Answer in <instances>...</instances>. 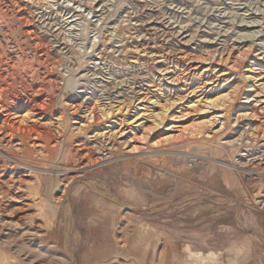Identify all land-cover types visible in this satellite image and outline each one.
I'll return each mask as SVG.
<instances>
[{"label":"rangeland","instance_id":"rangeland-1","mask_svg":"<svg viewBox=\"0 0 264 264\" xmlns=\"http://www.w3.org/2000/svg\"><path fill=\"white\" fill-rule=\"evenodd\" d=\"M0 5L21 11L29 22L30 35L13 22L15 32L9 40L0 33V43L5 55L17 56L19 68L31 71L26 63L39 61V75L49 82L40 94L53 100L29 120L53 132L50 146L56 147L30 156L9 151L27 170L0 157V186L8 193L0 202L6 205L0 210V264H264V207L256 202L264 180L237 167L264 151V139L252 147L245 140L227 142L264 130V104L252 101L234 112L231 101L202 102L235 87L239 98L250 72L257 83L264 81V0ZM197 99L200 110L180 112ZM10 100L2 91L0 109L18 115L17 122L29 106L14 107ZM89 108L112 113L88 122ZM170 111L176 121L167 119ZM161 129L169 140L160 141ZM47 137L40 136L42 148ZM17 140L31 146L18 135L9 145ZM129 143L137 146L133 153H127ZM13 194L22 195L21 204L10 199ZM192 253L212 259L202 263Z\"/></svg>","mask_w":264,"mask_h":264},{"label":"bare ground","instance_id":"bare-ground-1","mask_svg":"<svg viewBox=\"0 0 264 264\" xmlns=\"http://www.w3.org/2000/svg\"><path fill=\"white\" fill-rule=\"evenodd\" d=\"M94 1V0H93ZM17 2V1H16ZM89 3V2H88ZM87 4V3H86ZM17 6V4H16ZM21 6V5H20ZM18 8V7H17ZM14 9V8H13ZM13 9H9L7 7H2L0 5V33H3L5 32L7 34L6 38L7 40H9L11 38V34L14 31V23H16V26L17 28H19V26H22L23 28V31H22V34L24 35H27L28 33H30V27H29V22L27 20V17H25V15H23V13L21 11H18V10H13ZM21 8L19 7V10ZM92 11V10H91ZM28 16V15H26ZM30 20V19H29ZM31 22V21H30ZM31 24V23H30ZM32 27V26H31ZM16 28V27H15ZM5 30V31H4ZM16 30V29H15ZM21 30V29H20ZM35 30V28H34ZM18 33V31H17ZM20 33V31H19ZM33 33V32H32ZM16 34V33H15ZM21 34V33H20ZM35 34V33H34ZM38 34V33H36ZM19 35V34H18ZM30 35V34H28ZM1 37V36H0ZM17 37V36H15ZM33 37V35L31 36ZM38 37V36H36ZM35 37V38H36ZM23 38V37H22ZM21 38V39H22ZM4 40V38H2ZM20 39V37L18 36V38L16 39V41L18 42H21L22 40ZM6 40V39H5ZM14 40V39H13ZM21 40V41H20ZM29 40V39H28ZM34 40V39H33ZM37 40V39H36ZM16 41H11L10 44L15 47L16 46ZM8 43V42H7ZM27 43V41H26ZM30 43V42H29ZM5 44V43H4ZM28 44V43H27ZM30 45V44H29ZM35 45V44H34ZM10 46V48L12 47ZM19 46V45H18ZM27 46V45H26ZM8 47V46H7ZM20 47V46H19ZM30 47V46H29ZM33 47V46H32ZM48 47V46H47ZM21 48V47H20ZM28 48V47H27ZM31 48V47H30ZM36 46L34 47V50H35ZM90 48V47H89ZM8 49V48H7ZM14 49V48H12ZM5 50H6V47H2L1 46V43H0V78H1V82H0V94L1 92H5L6 93V99L7 98H10L12 100H10V103L12 105H14V107H17L18 104H22V105H25V106H29V108L27 110H25L23 112V114H21L18 119H17V122H16V117H13L11 118L10 117V114H6L5 111L6 110H1L0 111V118H1V124H0V157L3 159V160H9L11 162H14V163H17L19 166L21 167H25L23 164H21L19 161H17L16 159H14L13 156H9L10 154L8 153L10 151V153H27L29 156L34 152L36 154H42L43 152H47V153H52L55 151V145H52L50 146V144L54 143V139H55V136L53 134V132H51L49 129H45L43 128V125L41 124H37V123H30L31 120L29 119H32V116H36V115H41L42 113V108L45 104L48 103V100H50V102L53 100V97L50 98V99H46V96H43L40 94V91L46 87V85L49 83L48 81L45 80V78L43 77V73H42V76L39 75V68H38V62H35V64L31 63V62H28L26 63V66L27 67H32L33 70L31 71H26V69L24 67H20L17 65V63L15 62V57L17 56H13L11 54V56H8V55H5ZM18 50V49H17ZM37 50V48H36ZM45 50V49H44ZM47 50V49H46ZM45 50V51H46ZM30 51V50H29ZM39 51V50H38ZM44 51V52H45ZM48 51V50H47ZM46 51V52H47ZM15 52V51H14ZM36 52V51H35ZM20 54V53H19ZM23 54V53H21ZM27 54V53H26ZM40 54V53H39ZM37 54V56L39 55ZM47 54V53H46ZM220 54V52H219ZM18 55V53H17ZM29 55V54H28ZM34 55V54H33ZM41 55V54H40ZM39 55V57H40ZM4 56V57H3ZM24 56V55H23ZM34 57V56H33ZM42 57V56H41ZM23 59V58H22ZM34 59V58H33ZM39 59V58H38ZM20 60V59H19ZM31 60V59H30ZM44 60V58H43ZM24 61V60H22ZM41 62V61H40ZM21 66V64H20ZM40 67V66H39ZM45 69V68H44ZM41 70V69H40ZM37 76V78L32 79L34 76ZM49 76V75H48ZM48 78V77H47ZM245 79H246V82H245V85H244V89L242 90V92L240 93V97L238 98L237 96L239 95V92H240V89L239 87H235L233 88L232 90L224 93V94H221L215 98H210L208 100H204L202 101L204 104H212V105H218L219 104H223L224 101H231L232 103L234 102L236 104L235 106V109H234V112L236 111H240L242 108L244 110V108L247 106L248 103L252 102V101H257V102H261L264 104V96L261 97L260 99H257L254 97L253 93H256L255 95H258L257 97H260L259 95L261 94H264V81L263 82H260V83H257V80L259 78H257L256 76H254L251 72L248 73V74H245ZM18 81V83L16 84H19L18 86H16V90L15 92L12 94L11 92H9V88H11V86L13 85L14 86V82L15 81ZM57 80V79H56ZM48 82V83H47ZM53 82V81H52ZM237 86V85H236ZM258 90V91H257ZM27 92L29 93L32 98L31 100L29 99H26V98H20L21 95H23L24 92ZM39 94V95H38ZM29 95V96H30ZM38 96V103H35L34 102V99H33V96ZM35 96V97H36ZM26 97V96H25ZM74 97V96H73ZM241 97H242V101H241ZM20 98V101L19 103H15L14 101L16 99ZM29 98V97H27ZM36 100V99H35ZM17 102V101H16ZM9 103V102H8ZM70 102L68 101L67 104H69ZM88 103V102H87ZM201 103V100L198 101L197 100H194V101H191L189 100L188 101V104L186 105H183L181 108H180V112H182L183 109H191V110H200L199 107H201V105H199ZM226 103V102H225ZM10 104V105H11ZM49 104V103H48ZM78 104V103H77ZM81 104V103H80ZM51 105V104H50ZM49 105V106H50ZM71 105V104H70ZM79 105V104H78ZM170 105H172V103H170ZM249 105V104H248ZM8 106V105H7ZM92 106V105H91ZM4 107V106H3ZM10 107V106H8ZM79 107V106H78ZM77 107V108H78ZM93 107V106H92ZM98 107V106H97ZM100 107V106H99ZM249 107V106H248ZM1 108V107H0ZM66 108V107H65ZM72 108V106H71ZM91 108V107H90ZM89 108V109H90ZM198 108V109H197ZM6 109V107H5ZM111 108H109L108 110H104V108H101L99 109L100 112L97 113L95 112L93 109H90L89 111H86L87 113L86 114V117L87 119L89 120L88 122L90 121H95L97 120L98 118L100 119V117L102 118H105L107 119L108 115H110L112 112L110 111ZM248 109V108H246ZM118 110V109H117ZM46 111V110H45ZM74 111V110H73ZM188 111V110H187ZM190 111V110H189ZM20 112V110H19ZM14 113V112H13ZM70 113V112H69ZM74 113V112H73ZM187 113V112H186ZM189 113V112H188ZM19 114V113H18ZM52 114V113H51ZM76 114V113H75ZM74 114V115H75ZM50 115V114H49ZM185 115V113H184ZM239 115L240 116H246L248 115V113H245V112H239ZM183 116V115H182ZM77 117V116H76ZM168 117H170L173 121H176V116H174L173 114V111H170L168 113V116H167V119ZM70 118H72L70 116ZM164 118H161L159 121V123L157 124L158 125H161L162 122L164 121ZM60 119V118H59ZM58 119V120H59ZM176 119V120H175ZM237 119H239V116L236 117V120L234 123L237 122ZM242 120V119H241ZM240 120V121H241ZM75 121V120H73ZM37 122V121H36ZM61 122V121H60ZM59 123V122H58ZM84 123V121H83ZM87 123V122H86ZM63 124V123H62ZM66 124V123H65ZM82 124V123H81ZM61 125V124H60ZM58 125V126H60ZM85 125V124H84ZM66 126V125H65ZM194 129H197L199 132L198 133H201V130L199 129L200 127H195V125H193ZM256 127H254L255 129ZM259 128V127H257ZM256 128V130H257ZM261 128V127H260ZM80 132L83 130V125L79 126L77 128ZM66 130V129H65ZM250 131V130H249ZM263 132V133H261ZM42 133H45L48 135L47 137V140H44L45 142H47V144H45L44 148H42L41 146V139H40V136ZM65 133V132H64ZM197 133V134H198ZM148 134V137H149V133ZM159 135H161V138L160 141H166V140H169L168 138V130L167 129H161L159 130L158 132ZM14 135H18L19 136V140L20 138H26L28 141H30V144L31 146H24L23 144H21V141L14 143L12 145H9L11 144L12 140H13V136ZM62 136V135H61ZM114 136L113 133H111L109 135V137H112ZM264 139V130H257L255 132H251L250 133L248 132H244L243 134H240L238 136V138L236 139H231L230 141H227L229 144H232V145H237V144H241L244 140L246 142H249V146H253V145H257V143H260V141H263ZM16 140V139H15ZM68 140V139H67ZM25 141V140H24ZM61 141V140H60ZM59 141V142H60ZM27 142V141H26ZM25 142V143H26ZM71 142V140H70ZM226 142V141H225ZM68 143V142H67ZM76 143V142H75ZM27 144V143H26ZM57 144V142H56ZM61 144V143H60ZM66 144V143H65ZM70 144V143H69ZM74 144V143H73ZM7 145H9V150H6V147ZM58 145V144H57ZM72 145V144H71ZM69 145V146H71ZM76 145V144H75ZM59 146V145H58ZM80 146V145H79ZM78 146V147H79ZM82 146V145H81ZM129 148L127 150V153H133L136 149H137V146H135V144H130L129 143ZM12 147V148H11ZM60 147V146H59ZM58 147V148H59ZM62 147V146H61ZM75 147V146H74ZM247 147V146H246ZM64 148V147H63ZM68 148V147H66ZM72 148V147H70ZM78 149V148H77ZM57 150V149H56ZM70 150V149H69ZM60 151H61V148H60ZM66 151V149H65ZM79 152V151H78ZM245 153V152H244ZM55 154V153H54ZM67 154V153H66ZM257 153L255 152H247L246 156H253V155H256ZM17 157L19 155L15 154ZM63 155L64 154V150H63ZM70 155V154H69ZM72 155V154H71ZM243 155V154H242ZM60 157V155H59ZM64 157V156H63ZM77 157V155H76ZM245 157V156H243ZM83 160V159H82ZM242 161V160H241ZM91 162V161H90ZM4 164V161L2 162ZM1 163V165H2ZM6 163V162H5ZM8 163V162H7ZM25 163V162H24ZM4 166V165H3ZM239 169L241 170H248L250 172H254V174L256 175V173H258L259 175H261L260 179L259 180H264V151L260 152L258 155H256L255 157H251V159H247L246 161L244 162H241L239 163V165L237 166ZM18 168V167H17ZM82 168H85V165L82 166ZM248 168V169H247ZM6 169V167H5ZM11 169V168H10ZM24 170V169H23ZM27 170V168H26ZM28 170H30L28 168ZM32 170V169H31ZM16 171V170H15ZM256 171V173H255ZM4 172V171H3ZM13 174V173H12ZM25 174V173H24ZM29 174V173H28ZM10 175V174H9ZM250 175V174H249ZM248 175V176H249ZM31 176V175H30ZM7 177V176H6ZM13 177V176H12ZM35 177V176H34ZM1 178V177H0ZM75 178V177H74ZM72 178V179H74ZM71 179V178H70ZM59 180V178H58ZM262 183V182H261ZM1 184H5L7 185V182H2ZM63 184V183H62ZM71 184V180L67 181L66 184H64L63 186V192H67L68 187L70 186ZM22 185V184H21ZM13 187V186H12ZM50 187V186H49ZM42 189V188H41ZM24 191V190H23ZM10 192V191H9ZM17 192V191H16ZM48 192V191H47ZM12 193V191H11ZM14 193V192H13ZM21 193V192H20ZM23 193V192H22ZM25 193V192H24ZM64 193V194H65ZM259 193V192H258ZM17 194V193H16ZM8 193H7V190L6 189H2V187L0 186V202L2 200H6L5 197H7ZM24 195V194H23ZM66 195V194H65ZM64 196V195H63ZM10 197V196H9ZM21 196H18V195H11V200L15 199L17 200L20 204H21ZM67 197V195H66ZM25 199V198H24ZM27 199V198H26ZM14 200V201H15ZM25 202V201H24ZM256 203L257 206L259 207V205L261 207H264V192L261 193L259 195V197L257 198L256 197ZM8 203V202H7ZM6 203V204H7ZM69 203V202H68ZM1 204V203H0ZM17 205V204H16ZM67 206V205H66ZM50 207V205H49ZM9 208V206H8ZM53 208V206H52ZM69 208V207H68ZM260 208V207H259ZM65 209V215L67 214L66 213V207L64 208ZM2 212L6 211V205L4 204V207H3V204H1V209H0ZM23 210V207H19V208H16V211H21ZM22 214V213H21ZM5 218V217H4ZM15 220V219H14ZM21 220V219H20ZM7 224V223H6ZM11 224V223H10ZM5 226V225H4ZM9 226V225H7ZM11 226V225H10ZM257 233V232H255ZM66 248H68L66 245H65ZM72 252V251H71ZM71 254V253H70ZM69 254V257L70 259L73 258V256H71ZM192 255H196L195 257H197V259L199 261H201L202 263H205V262H208L209 260L212 259V254H208V255H205V254H196V253H192ZM72 257V258H71ZM73 260V259H72ZM74 261V260H73Z\"/></svg>","mask_w":264,"mask_h":264},{"label":"water","instance_id":"water-1","mask_svg":"<svg viewBox=\"0 0 264 264\" xmlns=\"http://www.w3.org/2000/svg\"><path fill=\"white\" fill-rule=\"evenodd\" d=\"M252 231L253 233H255L256 230H250ZM257 232V231H256ZM259 235H261L259 232H257ZM256 234V233H255ZM262 236V235H261Z\"/></svg>","mask_w":264,"mask_h":264},{"label":"built area","instance_id":"built-area-1","mask_svg":"<svg viewBox=\"0 0 264 264\" xmlns=\"http://www.w3.org/2000/svg\"><path fill=\"white\" fill-rule=\"evenodd\" d=\"M251 147H252V146H251ZM189 161H190V162L194 161V158H190Z\"/></svg>","mask_w":264,"mask_h":264}]
</instances>
